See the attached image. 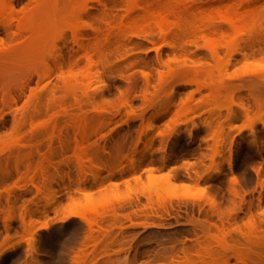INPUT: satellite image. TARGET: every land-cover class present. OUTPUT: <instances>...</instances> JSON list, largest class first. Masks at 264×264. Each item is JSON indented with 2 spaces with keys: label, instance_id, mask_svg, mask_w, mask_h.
I'll use <instances>...</instances> for the list:
<instances>
[{
  "label": "rangeland",
  "instance_id": "1",
  "mask_svg": "<svg viewBox=\"0 0 264 264\" xmlns=\"http://www.w3.org/2000/svg\"><path fill=\"white\" fill-rule=\"evenodd\" d=\"M3 1L0 264H169L177 256L183 261L185 251L196 250L203 239L202 227L217 222L212 203L224 209L233 203L241 206L236 219L240 226L248 220L251 205L256 230L264 232L263 217L257 214L264 212V31L257 28L252 40L236 39L230 47L219 48L216 59L210 58L208 45L201 41L186 53L171 49L158 36L150 42L133 38L139 48L128 49L129 60L111 58L105 65L97 53L91 69L81 63L80 72L89 79L74 83L67 62L77 49L71 43L63 47L59 39L66 28L52 18L44 19L36 35L26 31L19 36L15 31L24 13L40 1ZM250 3L239 11L244 36L253 21L264 27V0ZM10 23L13 30L6 28ZM132 31L130 24L116 23L112 36ZM56 44L59 51L52 47ZM158 52L165 65L158 64ZM59 55L66 62L62 75L72 87L90 84L99 89L91 102L77 92L81 110L73 108L60 73L38 80L43 62ZM253 87L261 92L260 108L251 102ZM53 88H58L56 101L47 114L45 105ZM52 114L56 124L39 129ZM86 117L92 129L103 126L85 141L91 156L103 159L114 143L123 141L122 159L112 166L116 172L86 168L84 173L78 168L73 157L78 129L70 119ZM46 159L54 164L48 167V177L58 183L38 193L41 179L34 175ZM19 162L22 169L29 167L22 180L16 174ZM57 173L68 174L72 182H60ZM232 177L239 181L235 188ZM147 203L141 213L139 208ZM69 214L85 220L62 221ZM151 223L158 227H149ZM44 225L48 228L40 230ZM16 239L23 241L6 250Z\"/></svg>",
  "mask_w": 264,
  "mask_h": 264
},
{
  "label": "bare ground",
  "instance_id": "2",
  "mask_svg": "<svg viewBox=\"0 0 264 264\" xmlns=\"http://www.w3.org/2000/svg\"><path fill=\"white\" fill-rule=\"evenodd\" d=\"M39 1L40 4L35 9L24 13L23 20L20 25L17 26L15 32H17L19 36H22L26 31L31 35H36L44 19L50 18H52L57 25H63L68 31L67 33L60 34L59 37L63 47L67 48L68 43H71L72 46H75L77 49V52H74L67 62V66H69V69L72 71L71 81H74V83L84 82L85 78L89 79V76L85 75L86 73L80 72V70H82L80 67L83 64V66L85 65L84 67L87 65L85 69H91L89 65L92 64V58L97 53L100 54V60L105 65L111 63L110 61L113 59L115 61L129 60L128 49H130V47L139 48L138 44L133 42V38L150 42L155 36H158L160 40L165 44L167 43L171 49L175 50V48H178L177 50L180 51L179 48H181V52L184 50L186 53L190 51V47L197 46L199 41H201L208 45L210 58L216 59L220 54L219 48H228L236 39H244L246 42L252 40L256 32L255 29L257 28L264 31L262 23L253 21L252 30L250 32L248 31L244 36V32L240 26L243 24L244 20L239 11L243 9L244 6L246 7L252 4L250 2L255 0ZM3 5H5V1L0 0V7ZM7 5L11 9V3L9 2ZM119 17L120 20L118 19ZM116 23L119 25H123L124 23L130 24L133 28L132 33L130 35L112 36V29ZM6 28L8 30H13L14 27L12 23H10ZM214 39H219L218 43L209 46V44H211L210 41ZM52 47L55 51H59L57 44ZM71 51H73L72 48ZM111 58L113 59L111 60ZM157 62L159 65H165L167 63L165 60L163 61L161 59L159 52L157 53ZM43 64L44 69L37 72L38 80L50 78L52 75L60 73L59 81L64 87V92L67 91L66 93H70L72 96L74 100L73 108L76 110L82 109V100L79 99L78 91L86 102L93 101L97 92H99V89L92 88L90 84L86 86L81 85L80 88L78 86L72 87L71 81L62 75V70L66 66V62H64V59L60 55L51 62L44 61ZM27 87V83L21 87L20 92L22 95ZM57 91L58 88H53L48 92V102L47 105H45L47 114L56 101ZM250 92L252 104L256 107H261L259 101L261 92L256 87H253ZM9 97L11 100H14L12 93L9 94ZM31 99H29V101H31ZM250 106L251 105H249V107ZM39 107L35 108L36 114H39L41 111V107ZM245 110H247V108ZM64 114H68L67 111H65ZM56 118L57 116L52 114L48 121L39 126V129L48 130L53 127L56 124ZM70 124L78 129V139H75L76 145L73 154V157L78 163V168L82 172L86 168H95L100 172L108 168L115 169L112 166L120 163L122 159L123 141L114 143L111 146L110 152L104 153L105 151L103 150L105 155L104 158L98 159L89 154L84 144L89 136L96 135L98 130H101L103 126L100 125L98 128L92 129L89 126L87 117L83 119L72 118L70 119ZM142 134L144 133L142 132ZM142 134H140L135 144V151L139 146L138 142H140ZM102 139L105 140V138ZM57 140L60 148H63L64 143L59 137ZM19 163H17L16 166V174L18 179L22 180L26 178L29 167L22 169L24 164H21L22 162ZM52 164L53 162L51 160L46 159L45 162L38 167L37 173L35 172L34 176H39L41 179V185L36 187L38 193H41L42 189H51L53 185L58 183L55 178L49 179L48 177V167H53ZM143 167L144 164L142 162L139 165V171ZM193 171L197 176L195 169ZM111 174L113 175V173H110V175ZM58 175L56 177L60 182H72L68 174ZM35 177L32 178L33 184L35 183ZM0 181H2V178H0ZM82 182H85V180H82ZM231 184L233 188L237 187L239 185L238 179L232 177ZM233 190L234 196L237 197L238 194L236 190ZM259 202H261V199ZM149 205L150 203L143 205L141 209L139 208V211L141 213L145 212L146 207H149ZM212 206L215 211L217 222L212 223L209 227H202L201 232L203 233V239L198 241L197 249L194 250L193 248V250H190V248H188L189 251H185L184 255H182L183 261H180V258L177 256L178 258H172L169 264H264V232H258L256 230V220L253 218L254 215L251 205L248 206V220L246 219L245 223L243 222L241 224L244 229L238 224V220L236 221L241 211V206L237 207L234 203L232 204V208L228 209L222 208L221 204L212 203ZM258 207L262 209L260 205H258ZM257 214L263 217L261 222L260 220L259 222L264 224V212H258ZM70 217L83 221L85 220L81 215L69 214L64 217L62 221ZM156 225L157 224L151 223L149 227H156ZM47 228V225H44L40 227V230H46ZM212 230H215V233L212 232V234ZM16 240L18 241L9 244L6 250L14 248L23 241L19 239ZM214 243L216 247L212 248V244ZM190 251L195 252L191 253Z\"/></svg>",
  "mask_w": 264,
  "mask_h": 264
}]
</instances>
